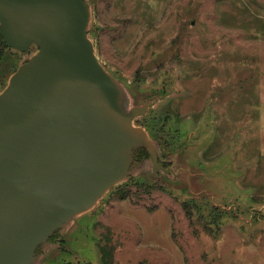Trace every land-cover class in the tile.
Instances as JSON below:
<instances>
[{"label":"rangeland","instance_id":"obj_1","mask_svg":"<svg viewBox=\"0 0 264 264\" xmlns=\"http://www.w3.org/2000/svg\"><path fill=\"white\" fill-rule=\"evenodd\" d=\"M95 54L156 147L34 264H264V0H86ZM35 51L4 49L0 92Z\"/></svg>","mask_w":264,"mask_h":264},{"label":"water","instance_id":"obj_2","mask_svg":"<svg viewBox=\"0 0 264 264\" xmlns=\"http://www.w3.org/2000/svg\"><path fill=\"white\" fill-rule=\"evenodd\" d=\"M86 0H0V36L21 62L0 92V264L39 247L157 151L98 60ZM157 167L161 168L160 165Z\"/></svg>","mask_w":264,"mask_h":264},{"label":"flooded vegetation","instance_id":"obj_3","mask_svg":"<svg viewBox=\"0 0 264 264\" xmlns=\"http://www.w3.org/2000/svg\"><path fill=\"white\" fill-rule=\"evenodd\" d=\"M4 49H11L10 47H7L6 45H5V43L3 42V40H2V37L0 36V59H1V57H2V54H3V50ZM137 151V150H136ZM136 151H135V157H136ZM157 161V160H156ZM157 163V162H156ZM159 168V167H158ZM159 169H161V170H163V171H167V169H165L164 167H162L161 166V168H159ZM57 232H55L50 238H49V240H51L52 238H54V236H55V234H56Z\"/></svg>","mask_w":264,"mask_h":264}]
</instances>
